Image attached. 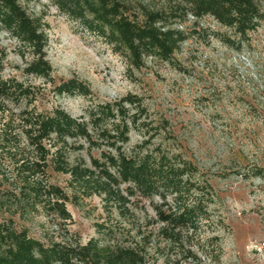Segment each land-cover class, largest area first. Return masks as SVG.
Instances as JSON below:
<instances>
[{
	"label": "trees",
	"instance_id": "16d2710c",
	"mask_svg": "<svg viewBox=\"0 0 264 264\" xmlns=\"http://www.w3.org/2000/svg\"><path fill=\"white\" fill-rule=\"evenodd\" d=\"M40 1L0 0V33L17 44L22 59L28 55L24 75L50 83L58 97L89 96V88L75 78L59 83L52 78L46 55L49 24L44 13L34 15L28 10ZM47 1L136 70L148 59L170 62L184 43L201 36L196 27L205 18L213 19L233 35L222 37L212 32L209 36L237 50L264 20V0H162L153 8L123 0ZM187 23L193 27L189 32L184 30ZM5 59L6 51L0 48V186L6 183L8 187L0 190V214L7 211V216L0 218V264H153L148 252L153 236L143 232L129 207L133 199L138 202L154 197L161 201L159 208L154 207L156 222L163 225L157 236L169 244L165 264L198 260L182 245L183 233L196 231L201 221L207 220L204 199L211 201V186L197 184L193 178L197 168L180 154L157 149L127 157L121 152L129 142L130 130L141 125L138 98L128 95L119 101L99 103L89 110L87 122L58 107L41 112L34 88L3 77ZM129 109L134 111L131 115ZM146 134L141 148L153 139L148 130ZM103 148L115 154L105 153ZM84 149L90 167L83 161H69V153ZM92 150L99 151L100 156L94 158ZM49 170L68 175L72 189L82 195L102 196L106 206L134 226L130 244L116 239L110 230H102L110 233L104 240L91 238L81 244L69 236L59 242H41L30 237L27 229L18 228L14 217L35 213L63 222L71 220L66 208L71 200L50 182ZM253 175L263 177L264 167L255 168ZM189 199L195 200L186 203ZM217 239L209 241L216 244ZM208 257L219 261L217 253Z\"/></svg>",
	"mask_w": 264,
	"mask_h": 264
},
{
	"label": "rangeland",
	"instance_id": "374dc122",
	"mask_svg": "<svg viewBox=\"0 0 264 264\" xmlns=\"http://www.w3.org/2000/svg\"><path fill=\"white\" fill-rule=\"evenodd\" d=\"M123 1L151 8L162 2ZM261 9L264 14V4ZM28 10L34 15L44 13L49 24L46 55L55 82L75 78L91 94L58 97L50 83L24 75L28 55L22 59L17 44L0 33V48L6 51L3 77L15 78L34 88L39 111L49 112L58 107L86 122L89 110L97 104L136 96L142 110L141 125L130 130L129 142L121 152L127 157L157 149L180 154L197 168L193 177L197 184L206 182L211 186V201L204 199L208 204L207 220L203 219L196 231L183 233L182 245L198 258L185 264H264V176L253 175L255 168L264 167V20L237 50L209 36L212 32L222 37L233 35L213 19L205 18L196 27L201 36L184 43L170 62L148 59L144 67L136 70L47 0L30 5ZM192 28L187 23L184 30L189 32ZM133 112L132 109L129 114ZM147 130L153 139L141 148L147 140ZM103 151L115 154L106 148ZM91 155L98 158L100 152L92 150ZM69 161H83L90 167L86 149L69 153ZM2 174L0 171V178ZM49 175L50 182L71 200L66 204L71 220L63 222L35 213L14 217L18 228L27 229L30 237L41 242H59L69 236L81 244L91 238L104 240L110 233L106 235L102 230H110L116 239L130 244L134 226L106 206L102 196H85L72 189L68 175L52 170ZM5 188L6 183L0 186V190ZM193 200L186 203L192 204ZM132 201L129 210L134 219L144 233L153 236L148 248L153 264H165L169 244L157 236L163 225L156 222L154 209L159 208L160 199ZM6 216L7 211L0 214V218ZM214 237L218 241L211 244L209 240ZM216 253L219 261L208 257Z\"/></svg>",
	"mask_w": 264,
	"mask_h": 264
}]
</instances>
